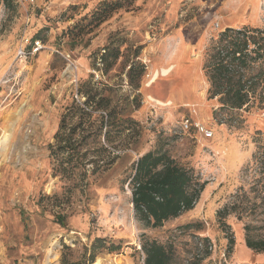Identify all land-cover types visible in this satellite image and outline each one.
Masks as SVG:
<instances>
[{"label":"rangeland","instance_id":"1","mask_svg":"<svg viewBox=\"0 0 264 264\" xmlns=\"http://www.w3.org/2000/svg\"><path fill=\"white\" fill-rule=\"evenodd\" d=\"M104 1L117 0H15L12 9L0 0V264H44L50 239L60 240L56 264H145L146 240L171 247L172 264H264V252L245 242L247 223L264 238V172L253 163L264 109L216 118L220 104L208 99L203 70L226 27L264 29V0H121L106 20L92 21ZM39 31L43 48L18 57ZM134 61L145 71L131 79ZM87 85L101 90L111 124L102 123L107 110L84 104ZM82 108L90 117L81 121ZM188 117L213 137L183 130ZM69 138L76 151H60ZM157 149L207 184L192 210L151 228L135 216L128 180L138 158ZM236 195L258 206L255 215L219 219Z\"/></svg>","mask_w":264,"mask_h":264},{"label":"trees","instance_id":"2","mask_svg":"<svg viewBox=\"0 0 264 264\" xmlns=\"http://www.w3.org/2000/svg\"><path fill=\"white\" fill-rule=\"evenodd\" d=\"M1 1L7 9L15 6V0ZM121 2V0L104 1L92 13L91 20H98V22L106 20L111 13L123 6ZM33 38H41V31ZM136 69H139L138 74L142 75L145 65L134 61L128 70L129 78L134 77ZM203 70L210 85L207 93L208 99L217 98L220 104L218 110L214 111L216 118L221 112L232 114L255 105L264 109V29L249 26L226 27L207 48ZM82 93L87 96L85 105L93 110H107V120L103 118L102 123L111 124L113 112L108 104L102 103L104 99L100 96L102 95L101 90L93 85H87ZM80 114L81 121L90 117V112L84 108L80 109ZM120 120L123 121L124 118L121 117ZM81 124L82 122H79V125ZM257 134V148L253 155V163L256 170L264 172V134L261 131ZM62 143L58 147L60 151L68 152L77 149L72 138L63 139ZM128 181L131 185L135 216L146 227L151 228L161 227L170 219L192 210L207 184L206 181L200 180L193 168L181 165L163 149L150 150L141 155ZM240 189L242 190V187ZM261 191H256L257 196ZM236 197L235 201L218 211L219 219L231 213L237 214L239 219L255 215L258 207L256 204L251 206L248 200L240 195ZM59 221L64 224V217H60ZM186 226L190 227V224ZM245 229L247 247L256 252H264V238L255 239L251 236L252 225L250 223L245 225ZM229 243V252H231L235 244L233 236ZM199 244L203 246L205 256L210 255L212 245L209 238L205 237L199 241ZM142 248L146 255L145 264H172L174 261L173 249L156 240H146ZM88 261L93 262L87 259L82 264H88ZM60 264L79 263L71 262L63 257Z\"/></svg>","mask_w":264,"mask_h":264},{"label":"bare ground","instance_id":"3","mask_svg":"<svg viewBox=\"0 0 264 264\" xmlns=\"http://www.w3.org/2000/svg\"><path fill=\"white\" fill-rule=\"evenodd\" d=\"M170 72H171V68L164 69L162 72L161 71H156L154 73V76L151 79L149 84L154 82L158 78L159 75H168ZM150 98L153 99L154 101H157L160 104H165L164 102H162L160 100H157V99H155L152 96H150ZM170 103L171 102H168V104H170ZM4 138H5V140L8 143L9 134L7 133ZM1 142L3 143V141H0V143ZM4 148H5V145L0 144V154H1V152H3ZM59 241H58V239L57 240L56 239H50V241L48 242L47 248H48L49 251H48V254H47L46 258H45V263L44 264H56L57 258H58V254H59L58 253V247L60 246ZM113 263H114V259L111 258V257H108L105 261L100 258V259H98L97 261L94 262V264H113ZM117 263H118V260H116V264Z\"/></svg>","mask_w":264,"mask_h":264},{"label":"built area","instance_id":"4","mask_svg":"<svg viewBox=\"0 0 264 264\" xmlns=\"http://www.w3.org/2000/svg\"><path fill=\"white\" fill-rule=\"evenodd\" d=\"M22 1V0H16ZM34 0H31L33 2ZM29 40V39H28ZM43 48V42L40 39H36L32 42V50H25L22 46L18 51V57L27 59L30 54L37 53ZM68 60L71 62V66H74L73 60L70 55H67ZM183 130L189 131L193 126L196 130H198L205 138H211L214 135L213 130L209 129V127L205 126L200 122H193L189 117L184 119L182 122Z\"/></svg>","mask_w":264,"mask_h":264},{"label":"crops","instance_id":"5","mask_svg":"<svg viewBox=\"0 0 264 264\" xmlns=\"http://www.w3.org/2000/svg\"><path fill=\"white\" fill-rule=\"evenodd\" d=\"M228 27H230V26H228Z\"/></svg>","mask_w":264,"mask_h":264}]
</instances>
